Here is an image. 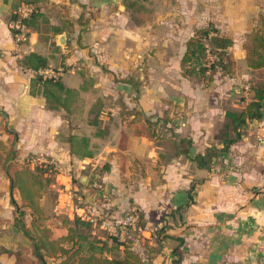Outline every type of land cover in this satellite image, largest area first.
<instances>
[{
    "label": "crops",
    "instance_id": "obj_1",
    "mask_svg": "<svg viewBox=\"0 0 264 264\" xmlns=\"http://www.w3.org/2000/svg\"><path fill=\"white\" fill-rule=\"evenodd\" d=\"M23 2L0 0V140L11 145L16 135L22 161H55L57 214L93 215L106 227L113 209L139 210L142 226L106 228L153 264H264V116L248 119L242 137L220 151L210 167L195 159L213 144L224 145L216 132L227 110H242L253 97L243 42L264 0L173 2L170 12H176L164 22L173 25L170 39L183 40L174 52L179 58H161L174 48H151L143 67L134 53L142 47V24L125 0H37L48 22L17 43L10 22ZM154 19L145 23L152 27ZM210 21L233 36L237 67L204 82L184 75L181 58L195 27ZM31 51L46 55L44 69L78 90L68 108H55L42 92H31L38 71L22 61ZM62 62L68 67L60 73ZM131 76L139 91L123 80ZM72 134L89 136L91 155L73 152ZM176 135L192 138L189 151L177 154ZM161 154L168 158L163 161ZM106 163L110 167L104 169ZM13 194L22 204L17 188ZM13 205L10 180L0 166V246L28 247ZM0 262L16 264V256L2 252Z\"/></svg>",
    "mask_w": 264,
    "mask_h": 264
},
{
    "label": "trees",
    "instance_id": "obj_2",
    "mask_svg": "<svg viewBox=\"0 0 264 264\" xmlns=\"http://www.w3.org/2000/svg\"><path fill=\"white\" fill-rule=\"evenodd\" d=\"M36 1L24 0L34 5V10L24 21L31 29L41 32L42 23H47L48 19L36 5ZM125 4L133 19L139 24L147 22L154 16L152 14L143 19L139 17L137 9H134L139 5L135 0H125ZM151 9L149 8L152 12ZM16 17L15 13L12 20ZM233 44V36L212 21L195 27L185 43V51L181 58L184 75L210 82L219 74H231L235 67V58L230 50ZM243 47L246 51L247 63L251 68L264 67V10L259 12L253 28L246 33ZM22 61L24 65L36 71L49 65L48 57L37 51L27 53ZM62 63L63 68L66 69L68 65ZM140 66L143 67V64ZM123 80L133 83L139 91L134 77ZM251 90L253 97L242 110L228 109L226 112V121L220 129V137L224 145L218 147L213 144L207 147L205 153H197L195 159L199 165L210 167L220 151L229 149L231 144L242 137L241 127L248 119L264 116V79L252 82ZM31 92H42L49 104L55 108L59 106L68 108V100L74 101L79 93L77 89L65 85L60 76L45 77L39 72L31 79ZM93 110L96 112L97 107L95 106ZM147 122L153 128L150 119H147ZM93 123L98 124L97 118ZM148 131L151 135L159 137L155 129ZM231 132H234V135ZM16 138L15 135L11 145L0 140V166L10 180L11 202L18 209L15 223L31 240V253L39 260V262L33 260L29 264H50L49 258L57 259V264H153L146 260L144 254L101 225L100 221L93 223L79 216L57 214L55 207L58 204L59 190L52 185L53 178L58 172L57 167L51 162L33 166L27 159L22 161L15 147ZM70 141L73 152L77 155L92 154L89 149V136L72 134ZM191 144L192 138L179 137L177 154L189 151ZM161 157L163 161L168 158L165 154H161ZM109 167L108 163L103 166L104 169ZM14 188L19 190L22 204H19L14 197ZM27 213L31 215L29 222L26 219ZM56 218L60 220L56 222ZM143 224L140 213L138 225ZM26 249L29 248L24 245L15 249L0 246V254L12 253L16 256V264H21L25 259Z\"/></svg>",
    "mask_w": 264,
    "mask_h": 264
},
{
    "label": "rangeland",
    "instance_id": "obj_3",
    "mask_svg": "<svg viewBox=\"0 0 264 264\" xmlns=\"http://www.w3.org/2000/svg\"><path fill=\"white\" fill-rule=\"evenodd\" d=\"M130 1H134V0H130ZM135 1L139 4L138 6H136L134 8V9H137V13H138V16L139 17H141L143 19L145 16L146 17H149L150 15L155 14L154 15L155 16V19L154 20H157L158 19V22H155L154 26H152V27H151V25L148 26V23H144L140 27V32L143 35L142 47L140 46V48H139V49H141L140 51L139 50L136 51V49L134 51V53H136V59H138L137 60L138 61V66L139 65H142V64L144 66L145 63H147V57L149 56V53L152 52L151 51V48L152 49H159V48H161V49H163L164 52L165 51L171 52L172 51V48H174V50H176V51H173L169 55H166V56L161 55V56H163L161 58H163L164 60L169 59L170 61L173 59V62L177 61V59L179 57L178 56L175 57L174 52L175 53H178L177 52V47H178V49H179V47H182L183 40L178 39V38L170 39V36L167 34V32L173 30V25H170L167 22H164V20H166V18H167L166 15L176 12V11L175 12H173V11L170 12V11L172 9H174V8H171V6L173 5L172 3L173 2H176L177 0H135ZM167 3H168V6H170V7H167ZM175 5H177V4H175ZM262 6L264 7V4H262ZM151 7H153V8L151 9ZM149 8L152 10V12L149 10ZM177 16H179V14H177ZM256 17H258L257 14H256ZM150 21L151 20H149L147 22H150ZM175 27L178 29L179 26H176L175 25ZM153 31H156V33L153 36H156L157 38L155 39L152 36L151 42L150 41H149V43L146 42L145 41V40H147L146 38L148 36L152 35L153 34ZM134 47L137 48V45H135ZM164 48H166L167 50H165ZM238 49L240 50V47ZM159 53H161V52H159ZM245 53H246V51H245ZM137 54L138 55L139 54H142V55L140 57V56H137ZM169 64L171 65V67L176 72L178 68L175 67V66H172V64H173L172 62H170ZM147 66H149V65H147ZM234 66L235 67H234L233 72L236 70V67H237V61H236V59H235V65ZM244 72H247V71H245V69H244ZM146 77H148V74H146ZM263 79H264V67L257 68V69H253L252 68V70H251V76L248 79V81H250V88H251L252 82L261 81ZM225 121H224V123H225ZM224 123H223V125H224ZM223 125L220 126L219 129L216 132V135L219 136V137H220V129L223 127ZM231 133L234 135V132H231ZM178 140H179V136L176 135V137L173 138V141L175 143H177ZM167 143H168L169 147L172 145V142H170L169 140H167ZM56 176H57V173L55 175V178H53V181H56V179H57ZM98 186H99V184H98ZM11 204H13V203L11 202ZM13 206H15L14 211H16L17 210L16 205H13ZM15 216L16 215L14 213V215H12L10 218L12 219ZM26 219H28V222L30 221V214L29 213H27ZM55 221L57 222L58 219L56 218ZM15 222H16V220H15ZM3 224H4V221L1 220V216H0V236H2L1 234H2V229L3 228L1 226ZM29 241H30V246H28L29 249L28 250L26 249V251H25V253H26L25 254V259L22 261L21 264H29L33 260L39 262V260H37L35 258V256L33 255V253H31V247H32L31 243L32 242H31L30 239H29ZM24 246H26V245H24ZM17 248H19V247H17ZM57 261L58 260L55 259V258H49L50 264H57Z\"/></svg>",
    "mask_w": 264,
    "mask_h": 264
},
{
    "label": "built area",
    "instance_id": "obj_4",
    "mask_svg": "<svg viewBox=\"0 0 264 264\" xmlns=\"http://www.w3.org/2000/svg\"><path fill=\"white\" fill-rule=\"evenodd\" d=\"M34 10V5L32 3L23 2L19 5V7L16 9L17 17L11 20L10 25L11 28L14 30V37L17 43L25 42L29 39L31 28L26 24L24 21L25 18H27L32 11ZM60 73L65 71L63 67L60 68ZM38 72L45 77H54L57 76V73H54L50 70L40 68ZM28 162L31 165H36L38 163L43 162H51L55 164L57 167L55 161L41 158V157H31ZM58 169V167H57ZM260 191L264 193V184L261 186ZM73 195V193L71 194ZM139 210L132 209L131 211H124L119 208H115L111 211V213L107 216V219H105V225L108 228L115 229L117 226H128V225H138L139 222ZM82 218H86L91 220L92 222H95L97 218L93 215H85ZM262 240H263V248H264V231L262 232Z\"/></svg>",
    "mask_w": 264,
    "mask_h": 264
}]
</instances>
